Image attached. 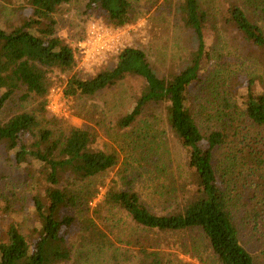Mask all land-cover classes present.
I'll use <instances>...</instances> for the list:
<instances>
[{
    "label": "rangeland",
    "instance_id": "rangeland-1",
    "mask_svg": "<svg viewBox=\"0 0 264 264\" xmlns=\"http://www.w3.org/2000/svg\"><path fill=\"white\" fill-rule=\"evenodd\" d=\"M130 1L132 21L119 28L110 26L101 11L88 12L90 0H73L60 7L53 16L54 34L73 51L92 23L113 30L118 42L114 52L89 67L76 57L72 71L52 70L53 87L66 90L75 76L90 80L113 69L120 53L129 47L144 51L160 78L180 73L189 65L197 43L182 23V0ZM199 2L208 14L205 31L210 59L190 93V105L203 134L224 128L229 132V139L214 153L219 186L226 194L242 245L255 264H264V126L251 122L241 106L249 82L257 93L264 94V49L248 42L230 21L233 5L253 12L250 0ZM33 11L28 0H0V27L13 31L32 19ZM259 24L264 31V22ZM144 88L145 81L132 75L93 96L66 95V114L62 117L38 111L35 96L23 88L0 114L2 124L24 112L34 114L40 127L29 136L30 142L40 139V132L55 118L66 134L71 127L90 130L97 136L94 148L118 155L117 166L104 175L82 181L68 174L60 180L61 188L79 194L98 192L91 205L83 201L76 208L62 210L61 218H73L68 236L71 259L66 264H137L141 248L161 254L165 264H220L203 232L149 230L104 201L108 190L133 191L153 214L163 216L178 212L196 190L189 154L173 134L164 108L148 109L129 128L119 126ZM50 186L37 162L20 165L14 153L0 145V244L7 239L12 223L25 236H34L39 226L34 198L39 196L46 202Z\"/></svg>",
    "mask_w": 264,
    "mask_h": 264
},
{
    "label": "trees",
    "instance_id": "trees-1",
    "mask_svg": "<svg viewBox=\"0 0 264 264\" xmlns=\"http://www.w3.org/2000/svg\"><path fill=\"white\" fill-rule=\"evenodd\" d=\"M73 0H28L33 18L13 31L0 27V114L17 92L26 88L39 103L38 111L48 113V94L54 85L52 70L72 71L76 65L71 46L54 34V14ZM253 12L242 7L230 8L231 23L245 39L264 49V0H250ZM101 11L110 26L124 27L131 23L134 13L130 0H90L87 11ZM182 23L197 43L189 65L180 73L160 78L151 67L147 55L138 48H126L115 67L90 80L73 77L66 95L93 96L116 85L128 76L145 81V88L132 110L119 122L122 128L135 125L148 109L164 108L168 124L180 145L188 152V166L196 179V190L190 193L182 208L170 215L153 214L133 191L108 190L104 201L124 210L132 220L149 230L162 233L201 231L220 264H255L241 243L239 229L228 208L226 194L219 186L214 166L215 150L229 139V132L202 133L190 105L189 96L201 80L205 64L210 59L206 39L208 14L199 0H182L179 6ZM251 13V14H249ZM245 115L257 126H264V94L255 91L249 82L241 104ZM50 127L42 130L40 139L28 140L40 127L38 118L28 112L14 116L8 123L0 122V145L14 153L20 165L37 162L51 184L47 201L34 198L39 226L33 237L25 236L16 223L10 224L7 239L0 244V264H66L71 259L68 236L73 218H61L62 210L76 208L85 201L92 204L98 192L79 194L61 188L66 175L86 181L112 171L118 155L94 148L97 136L90 130L71 127L66 134L60 121L53 118ZM229 131V129H228ZM115 264H126L117 261ZM137 264H165L161 254L140 250Z\"/></svg>",
    "mask_w": 264,
    "mask_h": 264
},
{
    "label": "built area",
    "instance_id": "built-area-1",
    "mask_svg": "<svg viewBox=\"0 0 264 264\" xmlns=\"http://www.w3.org/2000/svg\"><path fill=\"white\" fill-rule=\"evenodd\" d=\"M114 34L113 30L108 29L100 23H92L86 30L85 36L74 45L75 58H81L85 67L96 64L100 59L106 57L116 49L118 39ZM65 104V88L54 86L48 95V111L56 117H62L66 114Z\"/></svg>",
    "mask_w": 264,
    "mask_h": 264
}]
</instances>
